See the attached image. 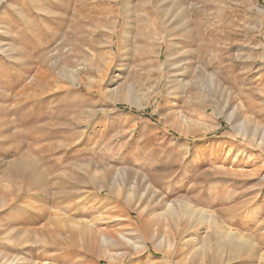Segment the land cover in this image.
Masks as SVG:
<instances>
[{
    "label": "rangeland",
    "instance_id": "1",
    "mask_svg": "<svg viewBox=\"0 0 264 264\" xmlns=\"http://www.w3.org/2000/svg\"><path fill=\"white\" fill-rule=\"evenodd\" d=\"M263 134L264 0H0V264H264Z\"/></svg>",
    "mask_w": 264,
    "mask_h": 264
},
{
    "label": "bare ground",
    "instance_id": "2",
    "mask_svg": "<svg viewBox=\"0 0 264 264\" xmlns=\"http://www.w3.org/2000/svg\"><path fill=\"white\" fill-rule=\"evenodd\" d=\"M113 39V38H112ZM71 80V79H70ZM74 82V81H73ZM82 89V88H81ZM114 91V90H113ZM159 92V91H158ZM220 111V110H219ZM233 115H234V113H232L230 116H229V119L230 120H232L233 119ZM231 122V121H230ZM245 123L244 122H242V123H240L239 125H238V128L240 129V130H238V131H240L241 133L243 132V133H245ZM235 128H236V126H235ZM237 129V128H236ZM247 135V134H246ZM262 139L264 140V134H263V136H262ZM24 166V165H23ZM189 206V205H188ZM182 207V206H181ZM190 207V206H189ZM185 214H190V215H192L191 217H193L194 216V213H192L191 211H187V210H184L183 211ZM166 213H168L169 215H171V216H177V213H175V212H173V211H166ZM197 215H199V217H200V222L201 223H205V224H209L210 226H215L216 227V225L215 224H217L216 223V219H213L212 217L210 218L209 216H207L205 213H199V214H197ZM185 218V217H184ZM189 219V218H188ZM193 220V219H192ZM248 225V224H247ZM235 234V233H234ZM234 234H230V236H228V237H226L227 239H228V241H229V243L231 244V245H233L234 246V250L236 251V250H242V249H244V244H239V243H237V242H235V239L237 238V236H236V234L234 235ZM240 240V239H239ZM127 242V241H126ZM242 242V241H241ZM104 243H106V241L104 242L103 241V244ZM246 244V243H245Z\"/></svg>",
    "mask_w": 264,
    "mask_h": 264
}]
</instances>
